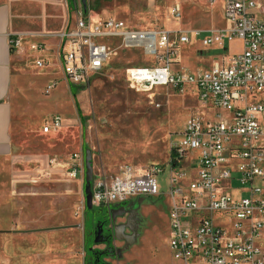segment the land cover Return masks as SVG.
I'll return each instance as SVG.
<instances>
[{
  "label": "built area",
  "instance_id": "built-area-1",
  "mask_svg": "<svg viewBox=\"0 0 264 264\" xmlns=\"http://www.w3.org/2000/svg\"><path fill=\"white\" fill-rule=\"evenodd\" d=\"M224 13L230 26L209 31L202 44L222 49L240 40L243 51L224 56L222 62L196 74L172 70L178 49L191 42L189 33L164 27L138 30L114 18L92 23L80 13L58 35L63 77L71 87H88L102 75L113 53L107 42L118 40L122 49L142 50L154 59L152 65L125 70L131 90L148 93L156 88L194 86L201 106L213 113L212 117L191 115L178 133L179 139L172 140L170 152L178 167L170 161L167 165L166 194L160 192L156 179L165 171L158 165L123 167L117 175L100 177L92 185L94 207L110 209L140 196L169 197L173 263L168 264L193 260L200 264H264V250L257 244L264 232V145L257 146L264 136V0H227ZM170 16L179 20V6L170 10ZM18 43L14 41L13 46ZM30 49L42 53L45 46L34 43ZM37 66L42 68L46 62L39 61ZM63 123L60 115H54L42 131H59ZM185 160L188 165L182 170ZM73 161L70 178L83 180L82 156L75 155Z\"/></svg>",
  "mask_w": 264,
  "mask_h": 264
},
{
  "label": "rangeland",
  "instance_id": "rangeland-1",
  "mask_svg": "<svg viewBox=\"0 0 264 264\" xmlns=\"http://www.w3.org/2000/svg\"><path fill=\"white\" fill-rule=\"evenodd\" d=\"M86 3L85 13L81 0H68L70 18L16 20L25 33L36 38L33 41L48 39L57 43V35L68 24L72 25L80 13L88 16L92 23L114 18L124 21L131 28L146 30L163 27L165 13L170 10L164 0H86ZM107 45L114 55L103 74L91 80L88 87L70 89L54 60L55 63L50 66L32 69L29 79L34 84L30 88L29 99L32 102L28 123L39 130L55 114H60L64 124L62 130L52 135L41 136L37 133L26 136L19 133V128L17 136L18 147L26 153L44 154L55 160L54 175L68 183L54 188L51 186L47 190H59L67 195L71 191L72 195L75 194L72 201H75L74 214L80 227L85 224L86 197L82 180H73L69 176L75 155L82 156L85 170L86 160L90 159L93 177L97 179L115 175L113 173L123 167L140 169L152 165L165 166V171L158 174L156 179L160 192L166 194L169 189L167 164L170 161L171 141L179 139L178 133L188 118L201 108L194 86L148 93L131 90L125 79V70L130 66L152 65L154 59L145 56L142 50L122 49L118 40H111ZM193 56L195 50L189 47L180 49L173 58L172 70L189 68L195 71L190 60ZM48 85L52 87L51 93L40 95ZM204 115L212 117L213 113L205 111ZM17 122V127H22L20 118ZM262 124L264 130V118ZM261 145H264V136L257 143V146ZM187 165L188 160H185L182 170ZM177 171L181 172V169ZM64 201L65 196L62 197ZM170 203L168 196H140L122 204L126 212L114 221L103 219V216L95 218L96 225L101 224L108 237L94 249L99 264L173 263L169 248ZM94 214V211H88L87 222L94 218ZM86 231L89 248L94 243L95 230L88 226ZM257 244L264 250V232L257 239ZM78 250L83 255L82 244H79ZM190 264L200 263L193 260Z\"/></svg>",
  "mask_w": 264,
  "mask_h": 264
},
{
  "label": "crops",
  "instance_id": "crops-1",
  "mask_svg": "<svg viewBox=\"0 0 264 264\" xmlns=\"http://www.w3.org/2000/svg\"><path fill=\"white\" fill-rule=\"evenodd\" d=\"M226 1L217 0L211 4V0H164L170 10L179 6L181 17L174 20L169 10L165 13L163 27L191 35V42L181 46L178 54L182 48L195 50V56L190 59L195 71L183 69L193 74L207 71L215 63L222 62L224 56L243 51L240 40H234L222 49L217 45L205 47L202 44L209 31L230 26L224 13ZM67 2L68 0H0V264L86 263V230L85 224L82 227L78 225L74 214L76 205L72 199L74 200L75 194L72 195L71 191L67 195L59 190H47L51 186L54 188L68 182L54 175L55 160L44 154L26 153L18 147L17 140L19 128L22 135L38 133L48 136L59 132L63 127L59 131L44 134L42 130L47 122L39 130L28 123V111L32 102L29 99L30 88L34 84L29 79L31 71L39 68V61L46 62V66L42 68L55 63L53 60L61 68L60 41L55 43L47 39L35 42L33 40L36 38L25 33L16 19L70 18ZM200 36L201 40L198 39ZM16 40L19 43L14 47L13 42ZM34 43L44 44L45 50L42 53L31 51L30 46ZM65 83L72 88L66 81ZM48 87L43 88L40 95H49L52 89L48 90ZM205 111L209 112L201 106L195 114L204 115ZM18 118L21 119L22 127H17ZM51 161L54 162L53 165ZM120 170L113 174L117 175ZM115 175L101 177L111 178ZM85 178L86 170L83 185ZM86 208L85 204V210ZM79 244L83 245V255L79 254Z\"/></svg>",
  "mask_w": 264,
  "mask_h": 264
},
{
  "label": "flooded vegetation",
  "instance_id": "flooded-vegetation-1",
  "mask_svg": "<svg viewBox=\"0 0 264 264\" xmlns=\"http://www.w3.org/2000/svg\"><path fill=\"white\" fill-rule=\"evenodd\" d=\"M126 209L122 207V205L111 207L110 209L104 206L99 207L98 210L94 211V218L90 219L87 223V227H93L95 230V239H93L94 243L90 244V247L87 248L86 251V263L85 264H99V257L97 254H94V249L102 245V242L106 240L108 237L105 234V229L103 230L100 225L94 224L93 221L95 218L103 216V219H110L114 221L119 215L125 214ZM87 216V215H86ZM86 227V228H87ZM87 234V231H86ZM87 237V235H86Z\"/></svg>",
  "mask_w": 264,
  "mask_h": 264
},
{
  "label": "water",
  "instance_id": "water-1",
  "mask_svg": "<svg viewBox=\"0 0 264 264\" xmlns=\"http://www.w3.org/2000/svg\"><path fill=\"white\" fill-rule=\"evenodd\" d=\"M83 10L87 12V3L86 0H81ZM93 168L88 158L86 160V178H85V197H86V207L89 211H96L99 207H94L92 205V184H93Z\"/></svg>",
  "mask_w": 264,
  "mask_h": 264
},
{
  "label": "trees",
  "instance_id": "trees-1",
  "mask_svg": "<svg viewBox=\"0 0 264 264\" xmlns=\"http://www.w3.org/2000/svg\"><path fill=\"white\" fill-rule=\"evenodd\" d=\"M170 164L173 166V167H178V163L176 162V158H175V154L173 153V152H171V154H170ZM161 169L162 170H165L166 168H165V166H161ZM88 209L86 208V210H85V230H86V227H87V214H88ZM93 223L95 224V220L93 221ZM89 247H90V245H89Z\"/></svg>",
  "mask_w": 264,
  "mask_h": 264
},
{
  "label": "bare ground",
  "instance_id": "bare-ground-1",
  "mask_svg": "<svg viewBox=\"0 0 264 264\" xmlns=\"http://www.w3.org/2000/svg\"><path fill=\"white\" fill-rule=\"evenodd\" d=\"M113 55H114V54H113ZM113 55H112V56H113ZM116 56H117V55H116ZM111 58H112V57H111ZM160 89H161V90H165L166 88H156V89H154V90H160Z\"/></svg>",
  "mask_w": 264,
  "mask_h": 264
}]
</instances>
